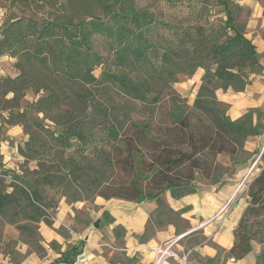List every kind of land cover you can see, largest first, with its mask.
I'll return each mask as SVG.
<instances>
[{
    "label": "trees",
    "instance_id": "trees-1",
    "mask_svg": "<svg viewBox=\"0 0 264 264\" xmlns=\"http://www.w3.org/2000/svg\"><path fill=\"white\" fill-rule=\"evenodd\" d=\"M168 3L205 22L160 20L137 0H0V56L13 59L9 74L0 77V115L26 135L17 145L26 161L20 173L0 171V243L6 222L17 223L21 234H37L40 221L52 223L58 198L81 200L62 192L71 183L103 198L153 202L146 232L172 224L187 208L173 210L166 192H195L197 175L212 176L217 155L236 162L235 154L245 152V138L257 134L252 110L230 120L215 95L217 89L244 90L258 63L239 20L243 7L217 0L223 18L215 23L208 18L216 6L210 0ZM199 67L201 83L190 107L169 85L178 73L191 75ZM166 89L171 105L160 120L156 112ZM29 92L34 99L23 109ZM29 108L42 117L31 121ZM33 160L36 166L29 168ZM254 167L233 245L224 250L213 244L218 257L225 251L227 258L240 259L252 242L264 244V160ZM84 242L62 260H76ZM10 244L0 250L11 252ZM49 246L59 250L55 241ZM256 264H264V251Z\"/></svg>",
    "mask_w": 264,
    "mask_h": 264
},
{
    "label": "crops",
    "instance_id": "crops-1",
    "mask_svg": "<svg viewBox=\"0 0 264 264\" xmlns=\"http://www.w3.org/2000/svg\"><path fill=\"white\" fill-rule=\"evenodd\" d=\"M235 1L245 12L244 35L254 44L258 63L251 68L244 90L217 89L215 95L220 102L227 104L226 115L230 120H240L252 110V125L257 134L245 138L243 149L248 156L236 162L226 161L225 166L231 167L226 174L212 175L204 179L207 182H196L193 193L180 197L165 193L173 210L187 208L182 217L192 228L179 240L180 250L191 249L187 264H256V256L261 252V244L252 242L250 252L234 259L227 258L225 251L218 257L213 246L217 244L227 250L233 245L234 230L248 204L245 194L248 181L247 178L242 180L243 175L249 166L252 167L251 162L257 160L249 157L264 147V0ZM2 16L0 9V23ZM12 61L10 57L0 56V77L9 74L8 65ZM196 73L201 76L199 69ZM1 114L5 116L4 112ZM22 135L20 125H6L3 117L0 118V171L20 173L21 162L15 161L21 157L17 145ZM237 167L238 171L232 170ZM7 190L11 191V187ZM155 207L153 202L116 197L95 196L92 201L58 198L52 223L47 225L40 221L36 225L38 240L35 247L21 238L17 223L4 224L0 245L4 247L10 242L11 252L0 250V264H154L152 247L181 234L176 232L173 224L146 232L150 213H154ZM198 233L204 239L191 242L189 238ZM78 236L85 238L80 250L84 259L66 263L62 255L78 242ZM50 241H55L59 250L51 248ZM159 264L181 263L175 258H166Z\"/></svg>",
    "mask_w": 264,
    "mask_h": 264
},
{
    "label": "rangeland",
    "instance_id": "rangeland-1",
    "mask_svg": "<svg viewBox=\"0 0 264 264\" xmlns=\"http://www.w3.org/2000/svg\"><path fill=\"white\" fill-rule=\"evenodd\" d=\"M168 1L169 0H137V3L139 6L145 7L148 10L154 12L156 17L160 20L168 21V20L173 19L174 21H177V22L180 21L182 23H188L190 21V24H193L195 21L205 22V17L193 18V19L185 17L183 15V13L180 11V9L176 7V5H174L172 3L170 4V3H168ZM206 2H207V0H205V3ZM210 3L215 4L216 6H214V8H212V11H211L208 18H209V20H214L215 23H218L219 18H221V17L223 18V13L221 11H219V9L221 7H220V5L217 4V0H210ZM2 12H3V10H2ZM239 20L241 23H243L245 21L244 10L242 11V13L240 15ZM165 36H168V35H165ZM105 53L106 52H104V54ZM198 69L201 72V76H202L203 69L201 67H199L191 75L185 74V73H178L176 75V81H174L172 84L169 85L170 89L174 90V92H176L178 94V96L181 98V100H183L185 102V104L190 106V107L195 100L199 85L201 83V76H199V74L196 73ZM99 72H100L99 68L94 71V73L96 75H99ZM160 89H161V87L158 88V91ZM170 89H166V93L168 95H166V97H164L162 99L161 104L157 108L156 117L157 118L159 117L160 120H166L167 119L166 111L170 109V105H171L170 93H169ZM164 91H165V89H164ZM33 99H34V94H32L30 92L26 93L25 96L23 97V99L21 100V104L23 106V109H27L28 106L30 105V102L33 101ZM222 105L225 108L227 107V104H225L223 102H222ZM138 108L140 111H143L141 109V105H138ZM154 110L156 111V107L154 108ZM41 117H42V113H35L31 108L28 109V118L31 121L34 122V121H36V119H40ZM0 118H1V115H0ZM44 123L50 125V122H48V121H45ZM22 130H23V128H22ZM24 138H26V135L23 133L21 139L19 140L20 142L18 143V145H20V144L23 145ZM53 151H54V149L51 150L52 153H53ZM18 154H19V152H18ZM248 155L249 154L246 151L244 153L243 152L237 153V154H235V160L239 161ZM255 157H256V159L264 160V147H262L258 151V153ZM216 158H217L216 159L217 161L215 162V166H214V169L212 171L213 177H217L218 175L222 176L223 174H226L231 168L230 166L228 167V165L225 166V164L228 163L226 161H232L231 158H229L227 155L222 153V154L217 155ZM15 162H26V161L21 156L20 159L18 161H15ZM28 162H29L28 163L29 168H34L36 166V161L33 160V161H28ZM253 163L254 162H251V165ZM250 167L251 166H249L248 171L243 175V179H242L243 181L246 178H249L250 174H252L255 171V169H257L256 167H253V168L252 167L250 168ZM238 169L239 168L237 167L235 169L233 168L232 170L236 172V171H238ZM229 174H231V173H229ZM112 177H111V180H112ZM115 178L117 179L118 177H115ZM204 179H205L204 177L197 175L196 181L197 182L198 181L207 182V180H204ZM104 190L107 192H112L114 189H104ZM62 192L66 193L69 198L75 197V198L86 200V201H92L93 198L95 197V189L84 190L79 186V183H76V184L71 183L68 185H64L62 187ZM52 194H53V191H50V197H56L55 195H52ZM56 195L58 197V194H56ZM227 206H228V204H226V207ZM16 219L22 221L24 218L22 215H19V216H17ZM170 220H172V224L176 227V231L178 233H184L185 234L187 231H189L192 228L189 221L187 219H185L184 217H182V219L174 218V220L173 219H170ZM25 224L31 225V223H29V222H26ZM152 225H153V223H151V226ZM153 229H154V226H153L152 230ZM152 230H150V231H152ZM197 232H200V231H197ZM21 238L24 241H27L30 244V246L35 247L37 244L38 235L37 234H30L28 232L23 231ZM203 239H204V237L200 233L189 238V240L191 242L199 241V240H203ZM260 246H261L260 251H264V244H261Z\"/></svg>",
    "mask_w": 264,
    "mask_h": 264
},
{
    "label": "built area",
    "instance_id": "built-area-1",
    "mask_svg": "<svg viewBox=\"0 0 264 264\" xmlns=\"http://www.w3.org/2000/svg\"><path fill=\"white\" fill-rule=\"evenodd\" d=\"M184 235H185L184 233L178 234L152 247V250L155 254L154 264H159L162 260L166 258H175L181 264H187L188 258L191 254V249H186V250L179 249V240ZM78 239H79L78 241L80 240L85 241V238L82 236H78ZM76 259L83 260L84 258L82 257L81 254H78L76 256Z\"/></svg>",
    "mask_w": 264,
    "mask_h": 264
},
{
    "label": "water",
    "instance_id": "water-1",
    "mask_svg": "<svg viewBox=\"0 0 264 264\" xmlns=\"http://www.w3.org/2000/svg\"><path fill=\"white\" fill-rule=\"evenodd\" d=\"M255 164H256V161L252 164V168L254 167Z\"/></svg>",
    "mask_w": 264,
    "mask_h": 264
}]
</instances>
